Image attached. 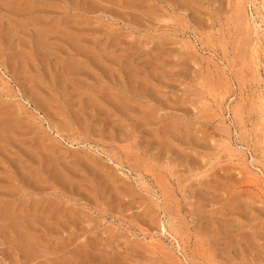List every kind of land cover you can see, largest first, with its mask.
<instances>
[{"label": "rangeland", "instance_id": "rangeland-1", "mask_svg": "<svg viewBox=\"0 0 264 264\" xmlns=\"http://www.w3.org/2000/svg\"><path fill=\"white\" fill-rule=\"evenodd\" d=\"M0 264H264V0H0Z\"/></svg>", "mask_w": 264, "mask_h": 264}]
</instances>
